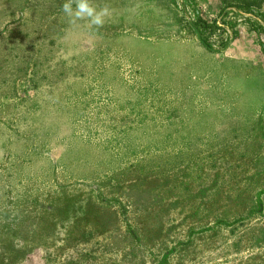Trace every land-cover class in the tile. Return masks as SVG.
<instances>
[{
  "label": "rangeland",
  "instance_id": "374dc122",
  "mask_svg": "<svg viewBox=\"0 0 264 264\" xmlns=\"http://www.w3.org/2000/svg\"><path fill=\"white\" fill-rule=\"evenodd\" d=\"M65 2L0 0V264H264V0Z\"/></svg>",
  "mask_w": 264,
  "mask_h": 264
},
{
  "label": "clouds",
  "instance_id": "9594fccd",
  "mask_svg": "<svg viewBox=\"0 0 264 264\" xmlns=\"http://www.w3.org/2000/svg\"><path fill=\"white\" fill-rule=\"evenodd\" d=\"M75 4V8H73ZM62 11L69 18L70 23L75 24L78 21H87L90 26L97 28L102 27L105 23V18L110 15V8H97L92 3V0H66L62 5Z\"/></svg>",
  "mask_w": 264,
  "mask_h": 264
},
{
  "label": "trees",
  "instance_id": "16d2710c",
  "mask_svg": "<svg viewBox=\"0 0 264 264\" xmlns=\"http://www.w3.org/2000/svg\"><path fill=\"white\" fill-rule=\"evenodd\" d=\"M245 10H251V6L247 3L246 5L241 6ZM193 26H188L191 29H194L196 32H198L199 36H201L202 42L207 43L209 45H212L211 43V37L213 36L216 29H220L223 31H227L225 28H221L218 26L216 21H209L206 19L199 11L195 12V15L193 17ZM232 26L233 22L228 21ZM193 27V28H192ZM205 41V42H204Z\"/></svg>",
  "mask_w": 264,
  "mask_h": 264
},
{
  "label": "water",
  "instance_id": "95a60500",
  "mask_svg": "<svg viewBox=\"0 0 264 264\" xmlns=\"http://www.w3.org/2000/svg\"><path fill=\"white\" fill-rule=\"evenodd\" d=\"M191 24L193 25V20H190ZM228 26V25H227Z\"/></svg>",
  "mask_w": 264,
  "mask_h": 264
}]
</instances>
